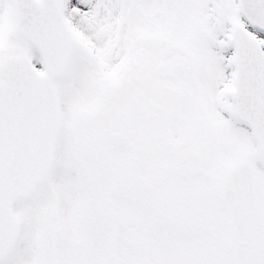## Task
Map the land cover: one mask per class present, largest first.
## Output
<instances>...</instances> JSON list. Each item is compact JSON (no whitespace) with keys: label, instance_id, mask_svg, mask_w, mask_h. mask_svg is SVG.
I'll use <instances>...</instances> for the list:
<instances>
[{"label":"snow or ice","instance_id":"1","mask_svg":"<svg viewBox=\"0 0 264 264\" xmlns=\"http://www.w3.org/2000/svg\"><path fill=\"white\" fill-rule=\"evenodd\" d=\"M0 264H264V0H0Z\"/></svg>","mask_w":264,"mask_h":264}]
</instances>
